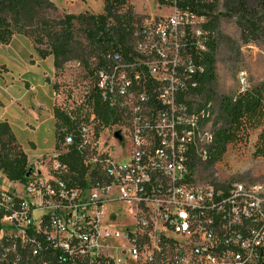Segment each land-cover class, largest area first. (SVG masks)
Returning a JSON list of instances; mask_svg holds the SVG:
<instances>
[{
	"label": "built area",
	"instance_id": "2783aa9c",
	"mask_svg": "<svg viewBox=\"0 0 264 264\" xmlns=\"http://www.w3.org/2000/svg\"><path fill=\"white\" fill-rule=\"evenodd\" d=\"M167 1L172 14L141 26L131 52L106 55L96 72L99 98L119 122L103 126L93 105L82 109L84 186L61 177L59 154L49 179L34 170L26 182L11 181L0 169V264L18 263L19 248L39 255L36 234L69 256L112 264H124L103 252L112 240L134 264H264V181H227L198 163L215 142L211 104L188 110L198 105L190 94L201 71V55L188 49L206 50L197 28L204 19ZM238 82L248 86L245 71ZM74 144L67 135L64 146ZM115 203L123 214L106 216Z\"/></svg>",
	"mask_w": 264,
	"mask_h": 264
},
{
	"label": "trees",
	"instance_id": "16d2710c",
	"mask_svg": "<svg viewBox=\"0 0 264 264\" xmlns=\"http://www.w3.org/2000/svg\"><path fill=\"white\" fill-rule=\"evenodd\" d=\"M176 5L180 11L205 20L201 31L206 50L188 49L193 55H201L196 61L201 70L195 75L198 87L190 94L198 105L196 109L188 107V110L201 113L207 111L205 105L211 104L208 112L213 117L215 142L213 153L198 163H203L205 171H209L223 159L230 145L258 129L256 154L264 156V81L226 94L220 89L217 75V56L221 47L235 48V43H228L221 30V19L236 21L240 40L245 44L264 40V0H176ZM58 12L51 0H0V47L8 46L15 36H24L31 40L41 59L53 58L55 73L63 71L69 63L83 66L94 75V85L85 97L84 106L93 105L94 114L103 126L117 124L119 119L115 113L99 98L95 75L106 55L131 52L140 28L139 18L128 0H104L101 14L62 12L57 16ZM2 70L0 67V74ZM54 118L55 148L59 152L56 159L67 169L61 177L70 186L82 188L88 173L82 151L78 149L82 119L61 107H54ZM67 135L74 136L75 144L62 147ZM0 169L9 180L18 182H26L35 170L6 121H0ZM35 239L42 246L39 255H32L28 247L19 248L21 260L14 263L10 258L3 264H112L94 256H69L61 249H54L40 234H36ZM154 264L163 263L156 260Z\"/></svg>",
	"mask_w": 264,
	"mask_h": 264
},
{
	"label": "rangeland",
	"instance_id": "374dc122",
	"mask_svg": "<svg viewBox=\"0 0 264 264\" xmlns=\"http://www.w3.org/2000/svg\"><path fill=\"white\" fill-rule=\"evenodd\" d=\"M57 1L59 4L63 5L62 8L57 6L59 9L57 16H61L60 14H62V12L71 14H101L104 11V0ZM128 1L133 7L134 14L139 18L140 27L152 20L156 21L172 14L170 5L161 2V0ZM204 22L205 20L199 22L197 28L200 29ZM221 30L226 35L228 43L230 41L235 43V48L233 50L229 49V46L223 45L217 56V75L222 92L230 94L236 93L240 89L238 74L241 71L246 72L248 77L247 85L249 87L263 82L264 40L245 44L240 40V31L236 21L227 18L221 19ZM135 42H137L136 39L132 43V48ZM18 51L20 52L16 46L11 48L3 47L0 50V61L7 63L13 68V75L9 76L8 82L0 80V87L13 93V96L19 95V97H21V100H19L26 106L24 111H20L19 113L16 108L14 112V115L19 113L17 118L21 121L17 125L18 142L25 151L29 164L33 165L36 171L43 173L45 179H49L55 163L54 159L56 155L59 154L55 148V125L52 120H49V122L42 127L34 130L30 125L23 122L24 119L27 118L30 124H35L37 116L34 107L31 105L35 103L34 97L28 92V88L31 85H28L29 87L26 88L24 82L18 80V77L23 78L25 73L33 74V77H39V79L44 82H35L34 85H45L46 88L41 91V96L44 100L48 102L51 101L52 92L50 89L52 87L54 92L53 107H61L66 112L73 113L76 117L82 119V109L84 108V102L86 100L85 97L90 88L94 85V75H91L90 71L74 62L67 64L63 71L50 74L48 73L50 72L49 65L46 62L44 65L38 67L31 63L24 64L22 61H18ZM27 65H29V67ZM46 78H48L47 82L45 81ZM27 105H29V107H27ZM55 122L54 118V123ZM113 130L114 129H110V131L105 132L106 135H108L107 141L110 143L113 141ZM259 134L260 129L252 131L249 135L244 136L240 142L230 145L223 159L216 164L215 167L207 171V173H218L222 179L231 182L242 181L253 183L264 181V156L256 154ZM62 147H64V144H62ZM2 185L0 181V187ZM3 186L7 187V184ZM122 210L123 205L121 203L108 204L106 207V216L107 213L109 214L111 212L122 215ZM122 225L123 223L120 224L118 228L122 227ZM109 245H111V248L106 250L103 249V252L106 253L105 255H115L119 260H123L124 264H134L131 259L125 260V257L120 255L119 241L112 240Z\"/></svg>",
	"mask_w": 264,
	"mask_h": 264
},
{
	"label": "crops",
	"instance_id": "0c3cea01",
	"mask_svg": "<svg viewBox=\"0 0 264 264\" xmlns=\"http://www.w3.org/2000/svg\"><path fill=\"white\" fill-rule=\"evenodd\" d=\"M51 1H53L56 4V6H58L60 8L63 7V5L59 4L57 0H51ZM14 46H16L18 48V50H20V52L18 51V54H17L18 61H22L24 64L31 63L33 65H37L38 67H40L41 65H44V63L46 62L49 65V69H50V72H48V73L54 74L53 58L48 57L47 59H41L39 57V55L36 53L35 47L32 44L30 39H28L24 36H19V35L15 36L14 39L12 40V42L8 46H1L0 50L3 47L11 48ZM27 66L29 67V65H27ZM0 67L3 68V70L0 74V80H5L6 82H8L9 76L13 75V70H12L13 68H11L7 63L1 62V61H0ZM48 78L45 79L46 82H47ZM18 80H22L24 82V86L26 88L29 87L28 85H31L28 88L29 89L28 92L30 94H32L34 97L33 99H34L35 103L31 104V105H32V107H34V110L36 111L35 114L37 116V119L35 120V124H30L28 122L27 118H25L23 122H25V124L30 125L31 128H33L34 130L39 129L44 124L49 122V120H52L53 124L55 125V123H54V107H53V103H52L54 92H53L52 87L50 89L52 92V96H51L52 99L50 102H48V101L44 100V98L41 96V91L46 88L45 85L44 84H42V86H35L34 85L35 82H37V83H39V82L43 83L44 82L41 79H39V77H36V76L33 77V74L25 73L23 75V78L18 77ZM45 93L47 94L46 91H45ZM17 97H19V95L13 96V93L8 92L5 88L0 87V121H6L11 126L16 138H17V129H18L17 125L19 122H21L17 118V115H19L20 111H24L26 109V106H24L23 103H21V101H20L21 97H19V98H17ZM8 99H9V103H8ZM14 100H15L16 104L14 103ZM27 107H29V105H27ZM16 108L19 111V113H17V115H14ZM12 109H13V111H12ZM17 140H18V138H17ZM31 143L34 146H36L33 142H31Z\"/></svg>",
	"mask_w": 264,
	"mask_h": 264
},
{
	"label": "water",
	"instance_id": "95a60500",
	"mask_svg": "<svg viewBox=\"0 0 264 264\" xmlns=\"http://www.w3.org/2000/svg\"><path fill=\"white\" fill-rule=\"evenodd\" d=\"M118 139H121V136H120V133L117 132L116 135H115ZM30 172L28 173L27 177L29 176Z\"/></svg>",
	"mask_w": 264,
	"mask_h": 264
}]
</instances>
